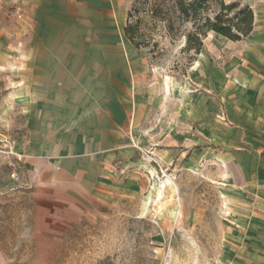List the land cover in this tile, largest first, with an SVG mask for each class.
<instances>
[{"label": "rangeland", "instance_id": "rangeland-1", "mask_svg": "<svg viewBox=\"0 0 264 264\" xmlns=\"http://www.w3.org/2000/svg\"><path fill=\"white\" fill-rule=\"evenodd\" d=\"M134 2L0 0V264H250L264 252V196L242 183L264 171V100L238 80L264 77V36L208 31L196 52L191 20L153 16L148 0L131 18L136 47L123 32ZM52 161L68 169L59 200L33 183Z\"/></svg>", "mask_w": 264, "mask_h": 264}, {"label": "trees", "instance_id": "trees-1", "mask_svg": "<svg viewBox=\"0 0 264 264\" xmlns=\"http://www.w3.org/2000/svg\"><path fill=\"white\" fill-rule=\"evenodd\" d=\"M148 0H135L133 6L127 12L126 23L123 27L125 37L136 47L145 46L146 43L137 33V22L131 23V18L137 10V3H146ZM150 9L153 16H170L178 13L184 20H191L194 27L192 32L186 34L188 48L199 52L202 39L208 31L220 34L229 40L238 41L246 37L252 30L253 11L249 5H241L239 1L225 3L218 1L219 9L213 17L201 15V9L208 0H152ZM171 22L168 28H171ZM192 40L196 45L191 46Z\"/></svg>", "mask_w": 264, "mask_h": 264}, {"label": "crops", "instance_id": "crops-1", "mask_svg": "<svg viewBox=\"0 0 264 264\" xmlns=\"http://www.w3.org/2000/svg\"><path fill=\"white\" fill-rule=\"evenodd\" d=\"M262 1H264V0H262ZM251 9H252V7H251ZM252 11H253L252 30L246 37H248L250 34H253V33H255L257 35L264 36V20H262V15H263L264 9L261 5H259L256 10L252 9ZM211 33H215V32L211 31ZM215 35H217V38H216L217 42H224V39L229 40L228 38H226L220 34L215 33ZM241 40H238V41H241ZM229 41H232V40H229ZM126 52H127V57L129 58L130 57L129 50H126ZM253 54H254V46H251V45L247 46L245 49V52H244V57L251 58V56ZM200 55H202V53H200ZM251 61H252V63L253 62L256 63L258 60L253 59ZM251 61H245V62L250 63ZM95 63L96 62H93V61H87V65L88 64H95ZM207 63H208L209 69H211V67L214 65V63L211 59H208ZM247 73H248L247 74L248 76H244V73H242V72L238 73V76H239L238 80H240L239 83L242 84L241 87L242 86L244 87V84H247L246 87L251 88V90L246 91V94H244L245 95L244 97L257 99L260 101L264 100V77L261 76L258 78V77H254L252 72H247ZM244 80H246V81H244ZM18 98H20L21 100H24V99H26V96L22 95ZM54 116H56V113L53 115V117ZM54 118H51L50 114H49V120L48 121L44 120V122H45L44 124L46 126H49L50 129H51V127L53 128L58 124L56 118L55 119ZM15 146H16V149H14L15 153L17 155H19L21 157V159L23 157H25V150L17 149V144H15ZM34 156L35 155H32L31 158H26L25 161H23V162L27 165V167H29L31 170H33L34 172L37 173L38 171H40V169L42 168V166L44 164L41 163V160L38 159V157H34ZM45 168H47L49 170H54V172L49 175L50 178L46 179L45 177H39V176L35 177L34 176L33 183L34 184H44V185L48 186L49 189H51V190L54 189L55 190V196H56L55 199L59 200L60 196L68 194V169H66V170L61 169L59 164L55 163V161L46 163ZM243 181L245 182V184L243 183ZM1 183H3V185H6V186H11L12 184H14L13 182H11L9 180L3 181ZM242 183H243V185H246L248 188L250 187L252 190H254V188H256L258 195L260 194V195L264 196V171L257 170L255 172L249 173V175H247V176L242 175ZM228 202H230V198L228 199ZM261 206L264 209V204H262ZM259 211H261V210H259ZM262 213H263L262 214V216H263L262 223H263V227H264V210H262ZM262 243H264V237H263ZM242 254L244 255L245 259H247V257L250 256V254L247 252H243ZM255 261H256L255 263L250 261L251 262L250 264H264V252L260 255L258 254Z\"/></svg>", "mask_w": 264, "mask_h": 264}, {"label": "built area", "instance_id": "built-area-1", "mask_svg": "<svg viewBox=\"0 0 264 264\" xmlns=\"http://www.w3.org/2000/svg\"><path fill=\"white\" fill-rule=\"evenodd\" d=\"M15 157H16V159L17 160H20L21 159V157L19 156V155H17V154H15ZM13 179H15L16 178V174H15V172H11V175H10Z\"/></svg>", "mask_w": 264, "mask_h": 264}]
</instances>
